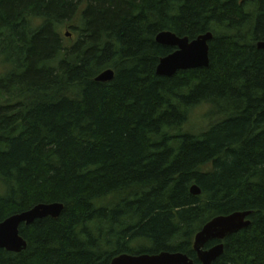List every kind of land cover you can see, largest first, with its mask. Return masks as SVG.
<instances>
[{
  "label": "trees",
  "instance_id": "obj_1",
  "mask_svg": "<svg viewBox=\"0 0 264 264\" xmlns=\"http://www.w3.org/2000/svg\"><path fill=\"white\" fill-rule=\"evenodd\" d=\"M163 30L210 31L208 66L157 75L175 49L155 41ZM262 40L264 0H0V222L63 204L22 223L26 248L0 249V264L163 251L199 264L195 234L236 211L250 224L205 245L223 243L212 264H264ZM200 105L196 133L185 126Z\"/></svg>",
  "mask_w": 264,
  "mask_h": 264
},
{
  "label": "water",
  "instance_id": "obj_2",
  "mask_svg": "<svg viewBox=\"0 0 264 264\" xmlns=\"http://www.w3.org/2000/svg\"><path fill=\"white\" fill-rule=\"evenodd\" d=\"M67 36L70 33H66ZM212 39L210 31L198 35L194 39L179 37L167 30L155 35V41L161 45L175 48L168 55L160 58L156 66V74L170 77L180 70H190L207 67L209 64V41ZM256 47L264 53V40L258 41ZM112 69L100 72L95 80L106 82L113 79ZM192 195H199L200 188L193 184L190 187ZM63 204L60 202L39 203L27 211L11 215L0 222V249L10 252H21L27 242L19 234V226L31 224L35 219L46 217L57 218L61 214ZM250 211H236L228 215H218L206 222L195 234L193 249L199 264H212L223 253V243L218 242L209 248L205 245L212 240L222 241L227 236L237 233L250 224ZM110 264H196L186 254L181 252L163 251L158 254H120L110 260Z\"/></svg>",
  "mask_w": 264,
  "mask_h": 264
},
{
  "label": "rangeland",
  "instance_id": "obj_3",
  "mask_svg": "<svg viewBox=\"0 0 264 264\" xmlns=\"http://www.w3.org/2000/svg\"><path fill=\"white\" fill-rule=\"evenodd\" d=\"M36 23H39V21L36 20ZM59 30H60L61 35L64 37L65 44L69 45L75 36L73 35V38L71 34L67 36L66 33H69V28L65 26H63ZM4 70L5 69L3 65L0 64V75L3 74ZM209 109L210 107L208 105H200L194 108L190 112L189 121L185 127L187 129H192L196 133L203 130L206 127L207 123L209 122V119H208L210 118V116L208 115Z\"/></svg>",
  "mask_w": 264,
  "mask_h": 264
}]
</instances>
